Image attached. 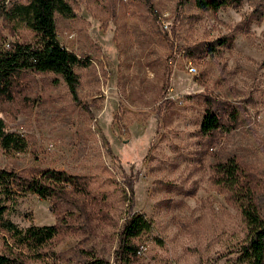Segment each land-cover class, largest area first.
<instances>
[{"label":"rangeland","instance_id":"rangeland-1","mask_svg":"<svg viewBox=\"0 0 264 264\" xmlns=\"http://www.w3.org/2000/svg\"><path fill=\"white\" fill-rule=\"evenodd\" d=\"M70 1L76 16H57L58 37L88 60L77 69L81 103L60 75L23 74L0 116L28 147L0 148V170L63 169L88 193L68 189L65 202L21 193L5 201L6 218L23 230L63 222L47 246L62 264H242L247 225L216 164L235 156L264 206V0L216 12L154 0L157 21L145 0ZM222 36L231 44L218 52L175 54ZM11 41L32 42L34 33L0 13V47ZM207 95L236 107V125L221 105L220 129L202 133ZM135 214L152 230L124 256L123 231Z\"/></svg>","mask_w":264,"mask_h":264},{"label":"trees","instance_id":"trees-1","mask_svg":"<svg viewBox=\"0 0 264 264\" xmlns=\"http://www.w3.org/2000/svg\"><path fill=\"white\" fill-rule=\"evenodd\" d=\"M242 0H184L193 3L203 11L216 12ZM149 11L156 14L154 0H145ZM0 13L9 20L25 23L34 33V41H11L0 47V102L13 100L18 80L26 73H54L60 75L67 84L73 99L81 103L79 88L81 79L78 68L87 65L88 60L64 46L58 37L57 16L73 18L75 8L70 0H0ZM175 31V29H174ZM231 40L222 36L207 43H195L184 48L175 47V54L184 53L196 57L203 52L215 53L221 47L229 46ZM206 113L202 133L213 136L222 122L218 107L226 106L233 125L239 120V112L232 104L213 95L205 97ZM28 147L22 134L8 130L7 122L0 116V148L5 151H25ZM218 181L224 184L230 196L238 203L247 233L239 249L242 264H264V206L259 203L254 186L243 177L242 168L235 156L216 164ZM81 177L63 169H42L36 175H27L16 169L0 170V236L3 247L0 249V264H62L60 255L47 246L55 242L64 231L63 222L49 226L32 225L23 230L11 219L6 218L5 201L15 202L21 193H35L41 198H55L65 202L68 189L79 194H87V186ZM77 208V204L70 201ZM79 209V207H78ZM65 218H63V221ZM152 230V225L143 214H135L126 223L122 238L124 256L137 253L134 239ZM134 251V252H133ZM80 264H108L105 259H92Z\"/></svg>","mask_w":264,"mask_h":264},{"label":"built area","instance_id":"built-area-1","mask_svg":"<svg viewBox=\"0 0 264 264\" xmlns=\"http://www.w3.org/2000/svg\"><path fill=\"white\" fill-rule=\"evenodd\" d=\"M187 68H191V73H197L198 70H194V63L191 60L186 61Z\"/></svg>","mask_w":264,"mask_h":264},{"label":"bare ground","instance_id":"bare-ground-1","mask_svg":"<svg viewBox=\"0 0 264 264\" xmlns=\"http://www.w3.org/2000/svg\"><path fill=\"white\" fill-rule=\"evenodd\" d=\"M190 72H191V68H187ZM194 70H198V68L196 67V65H194Z\"/></svg>","mask_w":264,"mask_h":264}]
</instances>
